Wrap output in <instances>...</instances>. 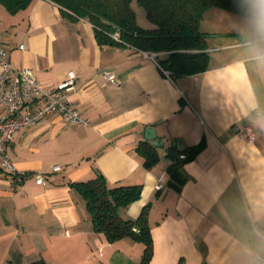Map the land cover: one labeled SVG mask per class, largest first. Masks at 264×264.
Instances as JSON below:
<instances>
[{
    "label": "crops",
    "instance_id": "obj_1",
    "mask_svg": "<svg viewBox=\"0 0 264 264\" xmlns=\"http://www.w3.org/2000/svg\"><path fill=\"white\" fill-rule=\"evenodd\" d=\"M248 4L246 14L207 9V68L171 75L148 52L100 45L86 18L50 0L15 13L0 2V47L13 67H29L48 87L74 70L70 98L88 118L77 125L49 113L7 144L16 171L0 166V264H138L143 243L96 231L68 183L99 174L111 186L141 185L120 216L134 219L149 204L148 264H254L264 253V3ZM243 125L252 140L237 130ZM147 127L162 140L150 166L137 151L152 144ZM198 145L180 164L183 180H171L170 148Z\"/></svg>",
    "mask_w": 264,
    "mask_h": 264
},
{
    "label": "trees",
    "instance_id": "obj_2",
    "mask_svg": "<svg viewBox=\"0 0 264 264\" xmlns=\"http://www.w3.org/2000/svg\"><path fill=\"white\" fill-rule=\"evenodd\" d=\"M32 0H0L11 12L26 8ZM61 10L75 18H86L92 25L100 45L118 44L135 50L155 54L159 66L171 75L196 73L208 65L207 42L201 31L204 12L211 7H221L232 12L249 13L248 0H136L152 23V28L138 24L132 0H50ZM119 31V38L112 34ZM198 146L180 150L172 146L168 173L171 180H183L180 164L192 158ZM137 151L144 164L150 166L157 159L155 145L142 142ZM182 156V157H181ZM85 200L96 231L104 233L109 241L130 237L143 243L144 248L138 264H148L152 254V236L145 205L134 219L120 216L136 200L140 184L111 186L106 178L98 176L68 182ZM30 264H43L31 262Z\"/></svg>",
    "mask_w": 264,
    "mask_h": 264
},
{
    "label": "built area",
    "instance_id": "obj_3",
    "mask_svg": "<svg viewBox=\"0 0 264 264\" xmlns=\"http://www.w3.org/2000/svg\"><path fill=\"white\" fill-rule=\"evenodd\" d=\"M114 39L119 38V31L112 34ZM23 48V44H19ZM155 60V54L148 52ZM158 64V63H157ZM159 65V64H158ZM97 75L105 80L118 84L113 72L100 70ZM77 73L68 70L64 79L56 87L43 85L29 67L14 68L8 52L0 47V166L6 172H15V167L6 153L7 144L14 133L35 124L49 113H57L62 118L77 125L88 123L86 115L80 111L70 98V93L75 86ZM247 139L254 138L248 125L236 127ZM61 169L59 164L52 167L53 171ZM19 176L26 172H17ZM37 183H42L44 174L34 175ZM160 185H157L159 188ZM254 264H264V253L253 256Z\"/></svg>",
    "mask_w": 264,
    "mask_h": 264
},
{
    "label": "rangeland",
    "instance_id": "obj_4",
    "mask_svg": "<svg viewBox=\"0 0 264 264\" xmlns=\"http://www.w3.org/2000/svg\"><path fill=\"white\" fill-rule=\"evenodd\" d=\"M131 6H132V8L135 11V15H136L138 24L141 25V26H143V27H145V28H152L153 25L146 18V13H145L144 8L142 6H140L136 2V0H132Z\"/></svg>",
    "mask_w": 264,
    "mask_h": 264
},
{
    "label": "water",
    "instance_id": "obj_5",
    "mask_svg": "<svg viewBox=\"0 0 264 264\" xmlns=\"http://www.w3.org/2000/svg\"><path fill=\"white\" fill-rule=\"evenodd\" d=\"M144 136H145L146 140L152 141V144L155 145V146L160 144L161 141H162L160 138H156L155 130L152 127L145 128Z\"/></svg>",
    "mask_w": 264,
    "mask_h": 264
},
{
    "label": "clouds",
    "instance_id": "obj_6",
    "mask_svg": "<svg viewBox=\"0 0 264 264\" xmlns=\"http://www.w3.org/2000/svg\"><path fill=\"white\" fill-rule=\"evenodd\" d=\"M262 3H264V0H261Z\"/></svg>",
    "mask_w": 264,
    "mask_h": 264
}]
</instances>
